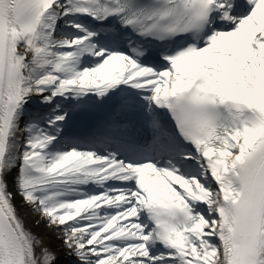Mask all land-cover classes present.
Instances as JSON below:
<instances>
[{
	"label": "snow or ice",
	"instance_id": "6c2138e0",
	"mask_svg": "<svg viewBox=\"0 0 264 264\" xmlns=\"http://www.w3.org/2000/svg\"><path fill=\"white\" fill-rule=\"evenodd\" d=\"M0 264H264V0H0Z\"/></svg>",
	"mask_w": 264,
	"mask_h": 264
},
{
	"label": "bare ground",
	"instance_id": "6f19581e",
	"mask_svg": "<svg viewBox=\"0 0 264 264\" xmlns=\"http://www.w3.org/2000/svg\"><path fill=\"white\" fill-rule=\"evenodd\" d=\"M42 231H44V232H50V230H48V229H42Z\"/></svg>",
	"mask_w": 264,
	"mask_h": 264
}]
</instances>
